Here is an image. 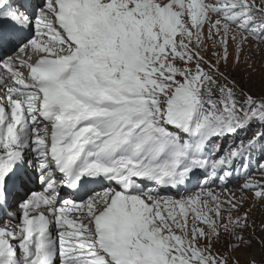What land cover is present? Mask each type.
Returning <instances> with one entry per match:
<instances>
[{
  "label": "snow or ice",
  "instance_id": "1",
  "mask_svg": "<svg viewBox=\"0 0 264 264\" xmlns=\"http://www.w3.org/2000/svg\"><path fill=\"white\" fill-rule=\"evenodd\" d=\"M262 45L264 0H0V264H264Z\"/></svg>",
  "mask_w": 264,
  "mask_h": 264
},
{
  "label": "rangeland",
  "instance_id": "2",
  "mask_svg": "<svg viewBox=\"0 0 264 264\" xmlns=\"http://www.w3.org/2000/svg\"><path fill=\"white\" fill-rule=\"evenodd\" d=\"M246 52H247V49H246ZM262 57H264V45L261 46V50L254 57V59L256 61L255 71H254V74H253V77H252V79L255 81V86L253 88L254 92H259L260 91V76H261L260 63H261ZM249 63H251V61H249ZM256 174L259 175V173H256ZM232 186L233 187H238V184H234ZM217 190H219V189H217ZM248 195L251 196L252 193H249ZM255 255H256V259L259 260L260 257H259V248L258 247L255 249Z\"/></svg>",
  "mask_w": 264,
  "mask_h": 264
},
{
  "label": "bare ground",
  "instance_id": "3",
  "mask_svg": "<svg viewBox=\"0 0 264 264\" xmlns=\"http://www.w3.org/2000/svg\"><path fill=\"white\" fill-rule=\"evenodd\" d=\"M37 190H39V189H37ZM14 209V210H13ZM12 210H11V212L13 213V214H16L18 211H19V209H17V208H13ZM6 219H7V217H5Z\"/></svg>",
  "mask_w": 264,
  "mask_h": 264
}]
</instances>
